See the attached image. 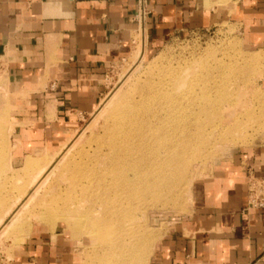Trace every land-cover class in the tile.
<instances>
[{"label":"rangeland","instance_id":"374dc122","mask_svg":"<svg viewBox=\"0 0 264 264\" xmlns=\"http://www.w3.org/2000/svg\"><path fill=\"white\" fill-rule=\"evenodd\" d=\"M134 47L131 56L108 70L94 113L71 129L54 131L52 140L33 142L22 129L33 121L16 120L31 107L30 92L7 87L8 61H0V264H17L20 249L37 237L53 239L58 254L68 256L64 264L123 258L120 249L133 238L115 254L105 251L101 240L108 231L101 227L110 230L114 219L103 212L127 196L122 188L135 178L129 171L144 170L147 177L153 163L173 169V178L155 196L144 181L149 203L136 213L141 243L133 264H157L158 245L193 212L195 183L235 153L264 143V54L246 47L237 25L218 23L152 52L145 49L140 30ZM183 82L193 85L192 91ZM215 83L231 96L222 110L225 103L247 104L237 108L231 123L224 121L225 112L219 123L211 113L198 112L210 99L195 94H216ZM27 139L29 145L20 144ZM175 143H183L180 155L174 153Z\"/></svg>","mask_w":264,"mask_h":264},{"label":"crops","instance_id":"0c3cea01","mask_svg":"<svg viewBox=\"0 0 264 264\" xmlns=\"http://www.w3.org/2000/svg\"><path fill=\"white\" fill-rule=\"evenodd\" d=\"M227 1L145 0L139 23L140 0H0L7 87L30 92L31 107L16 120L33 121L22 128L33 142L52 140L54 131L94 113L108 70L132 55L140 30L152 52L175 38L232 23L249 50L264 54V0L222 4ZM250 171L264 179V143L235 153L195 183L193 212L158 245L157 264H264V210L248 209ZM52 240L29 239L17 264H64L68 256L59 255Z\"/></svg>","mask_w":264,"mask_h":264},{"label":"bare ground","instance_id":"6f19581e","mask_svg":"<svg viewBox=\"0 0 264 264\" xmlns=\"http://www.w3.org/2000/svg\"><path fill=\"white\" fill-rule=\"evenodd\" d=\"M258 58L259 56H256L257 60ZM185 84L186 83L183 82L182 87L187 86ZM192 87L193 85L188 84L187 86L188 91H192ZM212 90L216 94L211 95V92L205 93L202 91L199 94H195V97H198L197 99H202V98L210 99L209 103L204 104L202 102L203 104L199 106L198 112L211 113L215 117L216 122L218 123L223 122L221 120L222 119L221 115L223 112H225L227 116L225 118L226 120L224 119V116H223L224 121H226V123L227 122L231 123V121H233V118L237 116L236 115L237 110H238L237 108H244L247 105L246 102H243L241 100L238 102L236 106H229L228 104L225 103L224 105L226 107L224 106L225 108L223 109L224 110L223 111L222 108H223L224 101H226L229 97H231L227 91L228 88L226 86L224 87H221L220 85L217 86V83H215V86L212 88ZM213 96H215L216 98ZM170 101L179 102V100H175V99H171ZM262 102L264 103V97H263V100L261 101V106H262ZM184 109H182V111H184ZM1 138L2 139L4 138V132L0 125V139ZM182 144L183 143L181 144L175 143L176 146H175L174 153H177L178 155L181 154L180 150L182 149L181 147ZM136 166H139V165L136 164L134 168H136ZM151 166H149V176L147 177H145V175L143 176V172L146 173V171L144 170L143 172H139L138 170L129 171L128 176H134L135 178L132 179L128 183V185H125L122 188L124 195L126 194L127 196H125L124 199H121L122 201H118L119 203L118 207L109 208L108 210L106 209L103 212V217L105 218L111 217L112 219H114L112 223L114 226L110 230L108 229V225H104L101 227L108 231L107 232L108 235H103L105 236L106 240L104 239L101 240V243L103 244L102 246L105 247V251L111 254H115L117 250L121 248L120 246L124 244V242L126 241L128 237L129 239L130 238H133V239L131 241H127L124 244V249L123 248L120 249L121 254L123 253V256H124L123 258H120L119 260H105L104 259L102 261V264H125L126 262H128L129 264H133L138 258L136 248L140 245L141 241L138 242L139 233L135 231L134 226H135V222L137 221L136 213L140 210L139 206L141 204L149 203L148 202L149 197L146 195L147 189L145 190V187H144L146 186L145 182L149 181V193L152 194L151 196H155L157 194L156 192L164 191L168 188L170 184L168 180L170 177H172L171 172L173 171V169H167L165 166L161 168L159 167L157 163H153V170H151ZM153 184L155 185L153 186ZM132 193H136V199H133L134 197L133 198L131 197ZM137 194L139 197H137ZM140 230L142 232V229ZM121 233H124L122 237L124 238V240L120 238V235H122ZM114 236L117 237L118 241H115ZM119 239H121L122 241H119Z\"/></svg>","mask_w":264,"mask_h":264},{"label":"built area","instance_id":"2783aa9c","mask_svg":"<svg viewBox=\"0 0 264 264\" xmlns=\"http://www.w3.org/2000/svg\"><path fill=\"white\" fill-rule=\"evenodd\" d=\"M145 0H140V7L137 13L139 23L143 22L146 15ZM248 209L264 210V179L257 178L250 171L248 173Z\"/></svg>","mask_w":264,"mask_h":264}]
</instances>
